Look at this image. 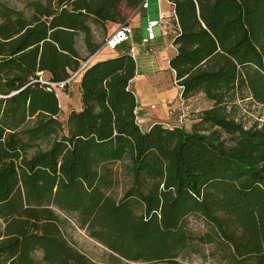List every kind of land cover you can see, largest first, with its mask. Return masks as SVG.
<instances>
[{"label":"trees","instance_id":"16d2710c","mask_svg":"<svg viewBox=\"0 0 264 264\" xmlns=\"http://www.w3.org/2000/svg\"><path fill=\"white\" fill-rule=\"evenodd\" d=\"M168 1L181 97L210 102L190 130L140 126L130 53L91 58L107 24L142 0L0 2V264H37V251L45 264H98L67 239L58 211L113 260L180 264L197 239L230 264H264V116L237 118L238 101L264 106V0ZM77 71L81 106L62 118L50 83L64 91ZM190 215L211 231L192 235Z\"/></svg>","mask_w":264,"mask_h":264},{"label":"crops","instance_id":"0c3cea01","mask_svg":"<svg viewBox=\"0 0 264 264\" xmlns=\"http://www.w3.org/2000/svg\"><path fill=\"white\" fill-rule=\"evenodd\" d=\"M161 8L163 11L168 13L171 6L167 0H163L161 1ZM155 12L156 17L149 18L147 21L157 18V1ZM126 13L128 14L126 21L129 22L132 27L131 37L119 44L113 50L106 48L101 49L92 55V59L94 61L125 52L130 53L136 63V74L131 81V87L134 90L138 101L137 108L140 117L138 122L140 126L143 129H148L155 122L166 123L169 121H177L178 115L180 114V108H182V106H184L187 113L192 109L189 105L190 98H182L183 104L181 105V102L177 100L179 98L180 91H178L177 88L171 84L173 71L169 67V58L175 52V46H170L173 35L161 36L160 34H157L154 39L145 42L143 39L147 37V34L143 35L142 16L149 15L148 6L146 10L140 6L133 10L127 9ZM119 24L120 23H108L106 37H108ZM77 48L81 55L84 56L86 54L82 41L80 46L77 45ZM95 56L96 58H94ZM167 72H169V76ZM78 81V76L72 78L66 89L63 91V93L66 94L62 97L63 104L65 105V114L71 109H79L81 106ZM171 88L173 89L171 90ZM68 94L75 97V104H71V102L67 99ZM58 99L60 100L59 94ZM60 104L62 113V103ZM68 107L70 108L67 110ZM196 110L198 109H195V111ZM202 110L203 109H201V111ZM165 120L167 121L162 122Z\"/></svg>","mask_w":264,"mask_h":264},{"label":"rangeland","instance_id":"374dc122","mask_svg":"<svg viewBox=\"0 0 264 264\" xmlns=\"http://www.w3.org/2000/svg\"><path fill=\"white\" fill-rule=\"evenodd\" d=\"M11 7L23 9L25 5V0H0ZM156 1L148 0V12L149 15L142 16V31L143 35H146V25L147 19L156 17ZM81 41L78 40L77 45L80 46ZM100 51V50H99ZM98 57V56H97ZM96 58V56L94 57ZM169 76V72H167ZM171 84L177 88H179L174 83V76L172 78ZM172 86V87H173ZM173 88H171L172 90ZM58 94L60 95L59 103H62V111L65 110V105L63 104L62 97L66 94L63 93L61 88L57 89ZM67 99L71 102V104H75V97L71 94L67 95ZM179 100V98L177 99ZM189 105L191 107V111L187 113L186 118L180 124L178 121H169L170 125H182L187 130L192 129L193 124L198 121L199 114L201 109H205L210 106V102L205 99L202 94H196L190 98ZM238 109H237V118L241 120L245 126H249L255 121H261L264 116V106L257 105L255 103H250L248 99L244 101H238ZM61 107V104H60ZM70 107L67 108V110ZM195 109H198L195 111ZM61 113V117L64 118L65 112ZM162 121V122H166ZM174 123V124H173ZM200 129H203L201 127ZM126 180L124 176L120 177V181L118 185L114 188V194L116 196H120L126 187ZM59 215L65 219H67L68 224L64 227V234L67 239L82 253H84L89 259L98 264H149L147 262L142 261H130L126 259L113 260L109 254V251L102 244L89 237L84 229H81L77 226L74 221V216L71 214H67L61 211H58ZM186 226L188 230L192 233V235H203L209 231H211L210 226L204 218L198 215H190L185 220ZM34 258L37 264H45L41 261L42 254L37 251L34 253ZM180 264H230L228 260V255L226 252L222 251L219 245L216 242L213 243H205L198 241L197 239L193 240L191 244L187 247V249L181 254L179 257Z\"/></svg>","mask_w":264,"mask_h":264},{"label":"built area","instance_id":"2783aa9c","mask_svg":"<svg viewBox=\"0 0 264 264\" xmlns=\"http://www.w3.org/2000/svg\"><path fill=\"white\" fill-rule=\"evenodd\" d=\"M156 1L158 5V16L155 19H150L147 21V25H146L147 37L143 39V41L145 42L148 40L154 39L157 34H160L161 36H168L171 34L174 35L180 30L177 17H176V14L173 8L171 7L170 11L166 13L161 8V1L163 0H156ZM167 2L170 5V2L168 0ZM147 6H148V0H142L140 7L146 10ZM131 34H132V27L130 23L127 21L120 23L118 27L108 37L105 38L103 44L97 50V52L104 48L109 49V50L115 49L119 44L128 40L131 37ZM170 46L174 47L173 42L170 44ZM88 61L83 63V66ZM77 73L78 71L75 72L67 81H70L72 78L76 77ZM173 76H174V72H173ZM40 81L45 82L41 77H40ZM174 83L179 88V91H180L181 86H178L176 84L175 79H174ZM50 84L55 86L56 89L58 88L62 89V86H63V82L50 83ZM179 101L181 102V105H182L183 102H182L181 94L179 95ZM135 112H136V118L137 120H139L140 117L138 114V108H136ZM186 116H187V111L184 108V106H182V108H180V114L178 115L177 121L180 124H182V121L186 118ZM162 124L166 127H172V125H170L169 122L162 123Z\"/></svg>","mask_w":264,"mask_h":264}]
</instances>
